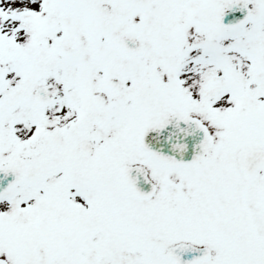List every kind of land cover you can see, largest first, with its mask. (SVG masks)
Here are the masks:
<instances>
[{
	"label": "snow or ice",
	"instance_id": "1",
	"mask_svg": "<svg viewBox=\"0 0 264 264\" xmlns=\"http://www.w3.org/2000/svg\"><path fill=\"white\" fill-rule=\"evenodd\" d=\"M0 264H264V0H0Z\"/></svg>",
	"mask_w": 264,
	"mask_h": 264
}]
</instances>
